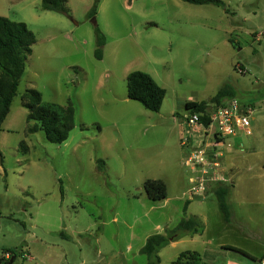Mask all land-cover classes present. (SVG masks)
Here are the masks:
<instances>
[{
    "label": "rangeland",
    "instance_id": "374dc122",
    "mask_svg": "<svg viewBox=\"0 0 264 264\" xmlns=\"http://www.w3.org/2000/svg\"><path fill=\"white\" fill-rule=\"evenodd\" d=\"M94 1L67 0L68 12H58L44 9L42 0H0L1 16L26 22L36 34L0 130V256L8 260L4 250L17 249L7 264H149L140 252L148 236L196 215L205 231L161 248V264H173L184 250L203 255L222 245L233 250L217 256L219 263L260 264L264 35L256 40L253 30L263 32L264 0H224V7L100 0L90 16ZM97 28L106 37L102 57ZM138 69L166 89L158 111L128 96L127 75ZM226 83L257 109L251 131L227 137L220 149L230 221L213 192L216 183L191 191L186 160L203 142L212 144L213 128L184 117L187 101L209 100ZM29 88L46 102L73 103L75 127L66 141L27 131L22 95ZM148 178L166 181L167 198L148 197Z\"/></svg>",
    "mask_w": 264,
    "mask_h": 264
},
{
    "label": "trees",
    "instance_id": "16d2710c",
    "mask_svg": "<svg viewBox=\"0 0 264 264\" xmlns=\"http://www.w3.org/2000/svg\"><path fill=\"white\" fill-rule=\"evenodd\" d=\"M184 1L194 4L211 3L226 6L224 0ZM66 2L67 0H42V7L47 10L68 12ZM99 2L100 0L94 1L90 16L96 15ZM105 41L104 33L97 28L98 48L96 54L98 57H102V47ZM35 42L36 34L28 27L26 22L15 21L0 15V130L2 123L10 112L18 86L26 70V60L33 52ZM127 91L130 98L153 111H158L161 108L166 95V89L150 73L139 69L128 73ZM235 97L238 98L236 88L231 83H226L209 100L187 101L186 107L192 111H205V115L201 117V123L207 127L210 123L211 108L222 105L227 99ZM22 103L28 108L27 131L29 133L44 130L47 139L54 143H62L68 139L70 132L75 127V107L71 101L65 104L46 102L43 100L40 90L29 88L22 95ZM22 146L25 150L28 149V146L24 143H22ZM3 158V153L0 150L1 162H3ZM99 162L100 167H102L104 160L100 159ZM144 189L148 197L153 200L165 199L168 196L167 184L162 178L146 179ZM213 192L225 220L230 221L232 217V207L229 202L230 185L223 182L216 183ZM204 228V223L198 216H184L174 228H166L165 232H156L149 235L140 252L147 255L149 264H161L159 255L161 248L183 236L202 233ZM4 252L9 253L11 258L17 254V249H5ZM10 258L6 261H10ZM173 264L212 263L204 261L200 252L188 249L182 251Z\"/></svg>",
    "mask_w": 264,
    "mask_h": 264
},
{
    "label": "built area",
    "instance_id": "2783aa9c",
    "mask_svg": "<svg viewBox=\"0 0 264 264\" xmlns=\"http://www.w3.org/2000/svg\"><path fill=\"white\" fill-rule=\"evenodd\" d=\"M205 113V111L190 110L184 117L189 125H195L201 123V117ZM252 114L253 109L242 105L236 97L227 99L224 104L211 108L210 123L205 127L213 128L211 132L213 142L212 144L203 142L189 154L186 160V164H189L193 170V175L190 176L191 191L199 194L206 189L209 183H224L228 180L221 160L223 155L220 150L221 146L224 145V140L227 137L236 135L240 130L247 132L250 130ZM5 256L7 259L10 258L9 253ZM3 258L0 259V264H7ZM262 264H264V259Z\"/></svg>",
    "mask_w": 264,
    "mask_h": 264
},
{
    "label": "crops",
    "instance_id": "0c3cea01",
    "mask_svg": "<svg viewBox=\"0 0 264 264\" xmlns=\"http://www.w3.org/2000/svg\"><path fill=\"white\" fill-rule=\"evenodd\" d=\"M225 2V1H224ZM228 10V8H225L224 9V11H225V13H226V11ZM253 34H254V38L257 40V39H259L260 37H261V35H264V29H263V32H259L258 30H253ZM259 40H261V39H259ZM254 51L255 52H259V49H257V48H255L254 49ZM251 105L252 106V104H255L254 102H250V103H242V105H244V106H248V105ZM257 109H256V105H255V108H253V114H252V118L253 119H255L256 118V116H255V111H256ZM261 112V111H260ZM251 131V129L248 131V132H250ZM244 132H247V131H244ZM224 142H225V140H224ZM249 150H252L251 151V153H253V152H255V149L253 148V147H249ZM246 164L248 165V169L250 170V168L251 167H253L252 165H249V161L247 162V160H246ZM206 228V227H205ZM204 231H205V229H204ZM186 236H190V237H195V234L194 235H186ZM185 237V236H184ZM183 238V237H182ZM182 238H180V239H178V240H175V241H172V242H170L169 244L171 245V244H176L177 242H179V240H181ZM233 248H236V247H233ZM141 249V248H140ZM222 249V250H221ZM221 249H218V250H213V251H211L210 250V252L209 253H204L203 255H202V257L203 258H205V259H207L208 261H206V262H211L212 264H220L218 261H216L218 258H216L217 256H220V255H222V257H225V256H227V255H229V251H232L233 249H230L229 247H224L223 245L221 246ZM215 251V252H214ZM160 252V251H159ZM3 256V255H2ZM1 257V256H0ZM30 258H32V257H30ZM33 259V258H32ZM264 259V257H262L261 258V260H260V264H262V260ZM205 261V260H204ZM223 264V263H222Z\"/></svg>",
    "mask_w": 264,
    "mask_h": 264
}]
</instances>
